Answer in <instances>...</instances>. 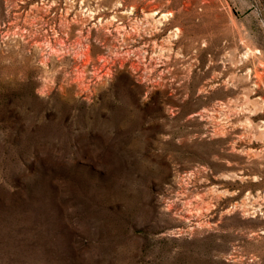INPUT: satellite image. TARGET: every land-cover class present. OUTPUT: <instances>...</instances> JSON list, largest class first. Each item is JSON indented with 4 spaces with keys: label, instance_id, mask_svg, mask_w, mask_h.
I'll use <instances>...</instances> for the list:
<instances>
[{
    "label": "rangeland",
    "instance_id": "rangeland-1",
    "mask_svg": "<svg viewBox=\"0 0 264 264\" xmlns=\"http://www.w3.org/2000/svg\"><path fill=\"white\" fill-rule=\"evenodd\" d=\"M0 264H264V0H0Z\"/></svg>",
    "mask_w": 264,
    "mask_h": 264
},
{
    "label": "bare ground",
    "instance_id": "bare-ground-1",
    "mask_svg": "<svg viewBox=\"0 0 264 264\" xmlns=\"http://www.w3.org/2000/svg\"><path fill=\"white\" fill-rule=\"evenodd\" d=\"M154 13H155V12H154ZM169 13H170V12H168V13L163 12V13L161 14V17L165 19V18H167V15H168Z\"/></svg>",
    "mask_w": 264,
    "mask_h": 264
}]
</instances>
